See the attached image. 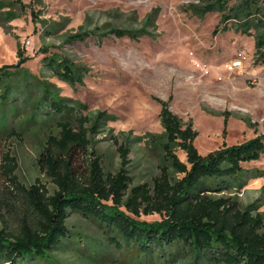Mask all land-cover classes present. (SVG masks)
Returning a JSON list of instances; mask_svg holds the SVG:
<instances>
[{
  "label": "rangeland",
  "instance_id": "rangeland-1",
  "mask_svg": "<svg viewBox=\"0 0 264 264\" xmlns=\"http://www.w3.org/2000/svg\"><path fill=\"white\" fill-rule=\"evenodd\" d=\"M214 1L0 0V67L16 64L19 48L28 58L22 67L29 73L27 89L20 88L15 97L16 111L7 107L4 121L0 114V230L15 232L24 207L3 171V154L10 152L16 158L19 184L27 188L40 184L48 195L55 190L37 159L46 138L57 135L58 117L28 121L42 86L80 103L82 116L101 111L110 116L101 132L91 137V150L100 158L104 174L114 175L120 169L118 147L126 146L130 188L151 185L161 167L168 170L159 144L163 128L156 99L167 102L184 122H191L197 132L194 146L201 155L223 143L230 146L264 134V64L255 52L257 29L250 28V35L233 26L222 32L220 13L200 18L186 12L190 5ZM154 11V27L146 29L151 36H102L110 28L141 29ZM215 28L218 32L213 35ZM80 33L89 34L84 42L65 41ZM53 55L69 60L81 82L70 85L48 70L43 60ZM236 60L241 67L229 71V63ZM175 154L185 162L182 151ZM242 167L256 170L257 175L241 189L214 195L229 199L239 209L257 202V212L263 215L259 233L264 234V153ZM169 172L172 178L180 177ZM139 220L155 222L161 217L141 215ZM66 226L74 244L53 250L43 264H144L131 248L112 245L95 223L79 214L73 213Z\"/></svg>",
  "mask_w": 264,
  "mask_h": 264
},
{
  "label": "trees",
  "instance_id": "trees-1",
  "mask_svg": "<svg viewBox=\"0 0 264 264\" xmlns=\"http://www.w3.org/2000/svg\"><path fill=\"white\" fill-rule=\"evenodd\" d=\"M18 4L22 7L20 1ZM189 7L186 12L200 18L220 13L222 32L233 26L250 35V28H256L255 52L260 64H264V0H215ZM155 19L154 11L147 15L141 29L110 28L102 36H151L146 29L154 27ZM217 32L215 28L212 34ZM88 36L75 34L65 41L84 42ZM16 57V64L0 67L2 121L7 107L16 111L15 97L20 88L25 91L28 86L29 73L22 67L28 58L19 48ZM43 63L60 81L70 85L81 82L70 61L61 56L44 57ZM41 92L28 121L58 117L57 135L46 138L37 159L39 170L55 190L48 195L40 184L28 188L19 184L16 158L10 152L3 154V171L24 207L15 232L0 230V264H43L53 250L73 245V234L66 226L73 213L95 223L112 245L131 248L140 263L264 264V234L259 233L263 215L257 212L258 203L239 209L229 199L214 195L241 189L247 179L257 175L256 170L242 165L259 160L264 153V134L230 146L223 143L201 155L194 146L197 132L191 122H184L169 110L167 102L156 99L163 128L159 144L168 170L161 167L151 185L130 188L125 169L129 163L126 146L118 147L121 162L114 175L104 174L100 158L91 150V137L101 132L110 116L105 111L82 116L84 107L80 103L59 97L46 86L41 87ZM225 125L226 121L223 132ZM176 150L184 153L185 162L179 160ZM169 170L180 177L172 178ZM152 214H158L161 220H139L141 215Z\"/></svg>",
  "mask_w": 264,
  "mask_h": 264
},
{
  "label": "built area",
  "instance_id": "built-area-1",
  "mask_svg": "<svg viewBox=\"0 0 264 264\" xmlns=\"http://www.w3.org/2000/svg\"><path fill=\"white\" fill-rule=\"evenodd\" d=\"M242 62L240 60H236L229 63V66L227 67L229 71L239 69L241 67Z\"/></svg>",
  "mask_w": 264,
  "mask_h": 264
}]
</instances>
